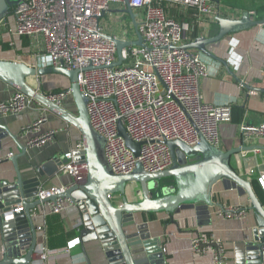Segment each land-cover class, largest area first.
I'll return each mask as SVG.
<instances>
[{
  "label": "built area",
  "instance_id": "obj_1",
  "mask_svg": "<svg viewBox=\"0 0 264 264\" xmlns=\"http://www.w3.org/2000/svg\"><path fill=\"white\" fill-rule=\"evenodd\" d=\"M128 1L137 14L143 44L125 46L119 65H113L119 61L116 41L136 40L137 34L131 37L134 29L123 23L121 17L114 20L120 30L107 24L106 18L113 9L126 8V0H22L12 11L13 33L31 39L36 51L40 50V66L80 70L78 82L88 98L91 125L105 139V157L113 172L128 174L141 163L145 171L157 173L174 163L165 140H181L194 146L205 137L219 147V128L221 123L232 121V106L207 103L201 88L202 79L217 75L219 68L210 65L199 49L183 46L205 36L218 23L217 17L240 18L244 10L219 0ZM47 95L61 105L73 99L70 87L48 91ZM33 103L40 104L16 91L9 100L0 102V113H20ZM45 119L25 126L24 131L36 129ZM120 123L134 141L141 143L139 156L120 135ZM242 129L245 138L264 136V121L244 123ZM56 131L40 133L28 144L43 146L54 138ZM83 149V140H79L74 148L63 152L65 161L59 173L86 177L88 165L77 155ZM257 180L264 190V174L257 176ZM63 188H41L37 197L47 198ZM66 201L59 198L48 203L51 211L58 214L65 209ZM218 207L227 217L247 215L242 206ZM38 230L44 228L40 226ZM79 240L76 238L57 250L42 245L35 256L47 262L53 256L70 252ZM192 249L198 254L211 249L214 264H227L220 238L197 236L192 239Z\"/></svg>",
  "mask_w": 264,
  "mask_h": 264
},
{
  "label": "water",
  "instance_id": "obj_2",
  "mask_svg": "<svg viewBox=\"0 0 264 264\" xmlns=\"http://www.w3.org/2000/svg\"><path fill=\"white\" fill-rule=\"evenodd\" d=\"M21 1L0 0V22L8 17ZM123 12L131 17L137 39L116 41L119 61L113 63L114 66L122 63V50L125 46L143 44L137 14L128 0ZM217 22L219 29L216 34L197 37L183 47L199 49L205 55L222 62L231 72L226 60L216 56L208 47L231 33L264 24V18L254 19L250 11L246 10L240 18L217 17ZM79 71L0 58V80L35 99L49 111L78 128L82 134L84 149L77 152V155L88 165L86 177H74V181L61 191L40 199L37 195L43 188L42 182L39 179L25 182L18 165V159L31 145H24L19 135L8 132L7 127L0 123V140L11 137L21 151L8 157L15 165L17 180L12 183L0 181V227L3 238V258L0 264L32 263L39 237L34 211L38 206L59 198L67 199L77 206L81 221L78 224L81 230L80 239L83 242L99 241L109 264H165L164 252L158 248L159 240L147 231L146 223L137 222L136 216L139 213L164 211L173 214L194 207L202 212L209 207L213 187L219 181L223 182L226 189H236L240 195L248 194L258 223L252 229V236L246 240V264H264V206L255 191L253 180L242 176L232 166L235 154L260 147H238L225 151L210 144L205 137L194 146L181 140H165L174 159L171 167L150 173L138 163L131 173L117 174L106 160L105 139L91 125L88 98L78 82ZM55 74L68 79L77 113L51 100L47 95L49 90L46 82L43 88H37L30 82L31 78L46 81V77ZM246 86L249 90L264 93V87ZM119 132L128 147L139 156L141 143L130 137L122 123L119 125ZM62 156L63 153L54 155L43 164L44 171L39 169V173L48 177L58 174L59 167L65 161ZM129 183L140 184L139 200L130 201L126 197ZM114 198H121L122 203L116 204ZM133 227L135 230L129 231V228Z\"/></svg>",
  "mask_w": 264,
  "mask_h": 264
},
{
  "label": "crops",
  "instance_id": "obj_3",
  "mask_svg": "<svg viewBox=\"0 0 264 264\" xmlns=\"http://www.w3.org/2000/svg\"><path fill=\"white\" fill-rule=\"evenodd\" d=\"M227 6L238 7L242 10L253 11L254 19L264 18V0H219ZM218 23L213 24L205 32V36L217 33ZM14 20L9 15L0 23V42L9 44L5 49L0 44V58L24 61L31 65H42L39 49L32 45L28 37H19L13 33ZM209 50L216 56L226 60L229 69L220 61L204 53L207 62L219 68L215 76L204 77L201 88L207 103L217 105H231L233 119L220 125L219 148L227 151L234 148L259 146L254 150H243L232 158V166L247 179L253 181L264 174V136L253 135L244 137L242 125L244 123L259 124L264 121V93H250L246 85L264 87V25L252 26L238 32L231 33L219 42L211 44ZM35 79V78H34ZM40 79L37 88H43ZM49 91L69 86L68 79H52ZM35 86V85H34ZM16 89L0 80V102L9 100L16 93ZM74 102V103H73ZM67 109L77 113V106L73 99L64 105ZM46 118L39 127L24 131V127L35 124L41 118ZM0 123L7 127V131L19 135L20 141L27 146L34 136L56 129L54 138L43 146H28L26 153L18 159V165L25 182L39 179L44 189L61 188L70 185L74 177L61 172L53 177L42 176V169L50 158L62 154L75 147L82 134L75 126L67 123L58 115L49 111L45 106L33 103L30 108L20 113H0ZM17 144L11 137L0 140V181L14 182L17 171L14 163L8 158L11 154H19ZM255 169V173L251 170ZM42 171H44L42 169ZM138 183H129L126 197L130 201L141 198ZM254 185V184H253ZM158 193V192H156ZM67 200V199H66ZM116 204H121V198H114ZM221 205L242 206L247 210L244 218L227 217L220 213ZM264 206V203H263ZM34 220L38 228V247L47 246L50 250L62 249L76 238L80 239L81 230L78 228L80 212L75 204L66 201L65 209L58 214L51 211L49 203L42 204L35 209ZM256 211L248 194L240 195L236 189H226L223 182H217L212 191L209 207L202 212L188 208L179 212L139 213L138 223H146L147 231L159 240V250L164 252L165 264H214V251L207 249L201 254L192 249V239L197 236L206 238H220L223 242L227 264H246V240L252 236V229L257 225ZM172 218L174 221H172ZM135 230V227L129 228ZM70 252H64L57 257H51L47 262L39 260L34 255L30 264H109L107 256L99 241L75 243ZM3 258V238L0 227V260Z\"/></svg>",
  "mask_w": 264,
  "mask_h": 264
},
{
  "label": "rangeland",
  "instance_id": "obj_4",
  "mask_svg": "<svg viewBox=\"0 0 264 264\" xmlns=\"http://www.w3.org/2000/svg\"><path fill=\"white\" fill-rule=\"evenodd\" d=\"M235 1H237V0H235ZM244 1L245 0H239V2H244ZM10 15H12V12L10 13ZM116 16L121 17L123 23H126L130 28H132V30L134 29V25H133V22L131 20V17L129 16V14L124 13L123 9H118V8L117 9H113L112 14L107 16L106 23L111 25V27L113 26L114 29L120 30L121 29L120 25L114 21L117 18ZM113 17H114V19H113ZM104 23H105V19H104ZM134 32H135V29H134ZM134 32L132 31V36L131 37H135L136 33H134ZM38 66H40V65H38ZM62 77H63L62 75H58V74L46 77V79H45L46 81L45 82H46V84L48 86V89H49V86L51 85L50 83H51L52 79H54V78H62ZM30 82L33 85H35V86H42V84H39V82H40L39 78H35V79L31 78ZM136 186H138L140 188V190H141L140 184H138ZM139 193H141V192H139Z\"/></svg>",
  "mask_w": 264,
  "mask_h": 264
},
{
  "label": "trees",
  "instance_id": "obj_5",
  "mask_svg": "<svg viewBox=\"0 0 264 264\" xmlns=\"http://www.w3.org/2000/svg\"><path fill=\"white\" fill-rule=\"evenodd\" d=\"M0 44H2V46L5 49L9 48V44H7V43L0 42ZM60 89H62V88H56L54 91H58ZM232 110H233V108H232ZM232 119H233V117H232ZM253 184H254L255 191L258 194L260 200L262 201V203H264V190H263L262 186L260 185V183L257 179H255L253 181Z\"/></svg>",
  "mask_w": 264,
  "mask_h": 264
}]
</instances>
